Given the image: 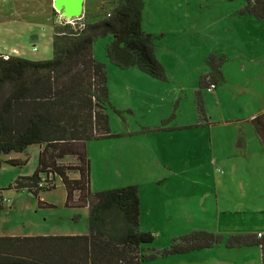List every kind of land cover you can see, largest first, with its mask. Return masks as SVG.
Returning <instances> with one entry per match:
<instances>
[{
  "label": "rangeland",
  "instance_id": "374dc122",
  "mask_svg": "<svg viewBox=\"0 0 264 264\" xmlns=\"http://www.w3.org/2000/svg\"><path fill=\"white\" fill-rule=\"evenodd\" d=\"M115 1L84 0L82 15L78 19L96 20L105 16ZM46 4L47 1L43 0H34L31 5L0 0V44L4 45L0 52L15 47L17 56L29 60L52 57L51 30L52 25L59 23L60 16L52 10L46 14ZM243 4L244 0H144L142 28L152 37L153 54L164 67L166 80L151 78L140 71L124 76L123 69L112 64L106 53L111 36H98L92 43L94 57L107 65L109 103L104 112L108 116L110 136L85 141L90 192L137 185L143 193L150 183L163 177H169L170 181L198 182L186 184L193 187L191 195L184 198L183 207L181 200L176 201L179 205L176 209L157 204V210L147 212L145 197L141 230L153 229L154 240L142 244L140 249L143 253L155 252L158 256L141 260L140 264H182L200 257L195 252L159 255L170 244L171 235L202 229L226 236L253 229L256 233L264 228V213L256 212L260 209L258 206H249L236 185L233 184L234 199H226L218 191L217 203L211 178L216 174L228 175L229 167L224 166L226 162H207V159L212 149L220 154L216 140L219 141L218 147H224L230 134L213 124L207 130L184 128L173 135L157 133V128L194 123L197 114V120L202 119L196 104L199 89L209 122L214 121L219 111L226 113L232 106L242 103L238 97L233 102L228 98L218 107L214 104L215 89L200 88V78L209 70L206 63L209 54L222 58L220 69L236 74V64L241 63L237 57L243 51V43L247 50L258 48L256 43L264 35V21L240 14ZM32 10H36L35 17L28 18L25 23L23 16L29 17V14L24 12ZM30 30L38 35L36 41L29 37ZM136 47L141 48L140 45ZM200 123L206 124L205 120ZM38 152V144L27 146L24 152H12L10 157L24 161L21 165H11L6 161L9 155H1L0 233L57 235L70 231L87 232L88 208L65 205V188L58 175L52 179L54 188L40 189L38 198L26 187H14L19 177L34 172ZM65 163H72L71 158H66ZM72 174L73 171H69L70 177ZM42 178L46 179L44 175ZM44 184L48 186L50 183L47 180ZM182 193L184 191L178 187L177 194ZM38 199L50 205L38 204ZM252 256L259 262L256 253L252 252ZM216 259V255L212 256L211 261Z\"/></svg>",
  "mask_w": 264,
  "mask_h": 264
},
{
  "label": "trees",
  "instance_id": "16d2710c",
  "mask_svg": "<svg viewBox=\"0 0 264 264\" xmlns=\"http://www.w3.org/2000/svg\"><path fill=\"white\" fill-rule=\"evenodd\" d=\"M143 8L144 0H116L110 11L96 20L59 22L53 27L49 59L0 54V165L1 155L24 152L27 146L39 144L36 169L30 176L19 177L14 187H26L38 198L40 189L54 188L52 179L58 175L65 188V205L88 208L85 234L0 235V264H140L158 256L140 249L142 244L152 243L154 235L139 229L137 185L91 193L85 149L86 140L110 136L104 112L109 103L105 64L92 51L98 36H111L106 53L112 64L136 66L151 77L167 78L154 57L151 35L142 28ZM239 13L264 21V0H244ZM221 62V57L208 55L209 70L201 75L200 88L217 85L222 77ZM196 93L203 115L201 89ZM71 157L72 163H65ZM6 161L11 165L24 162ZM69 171L78 176L70 177ZM47 180L50 184L44 186ZM38 204L50 205L40 199ZM222 244L228 248L258 245L264 264V235L251 232L225 236L192 230L173 237L159 255Z\"/></svg>",
  "mask_w": 264,
  "mask_h": 264
},
{
  "label": "crops",
  "instance_id": "0c3cea01",
  "mask_svg": "<svg viewBox=\"0 0 264 264\" xmlns=\"http://www.w3.org/2000/svg\"><path fill=\"white\" fill-rule=\"evenodd\" d=\"M32 1L34 0H21V2H17L14 0V3L18 5H22L24 3L31 5ZM43 1H47L48 3L46 4L47 9H45L48 10L46 14H49V11L54 10L52 0ZM35 11L36 10H32L30 13L24 12V14H29V17L23 16L25 23L28 18L30 19L35 17ZM32 20L33 19H31V21ZM53 27L54 25H52L51 30V50ZM29 37L34 41L38 39V35L32 33V30H30ZM255 41H253V44ZM256 44L258 45V48L256 50H247L245 49V44L243 43V51L237 57L238 59L240 58L241 63L236 64V74L227 71L225 72L222 68V77L220 81L217 82L216 88L213 92L214 99H216V102L214 101V104L218 105V107L221 106L222 101L228 98H230V100L233 102V99L238 97L242 103L236 105L235 107L232 106L231 110L226 113L219 111L215 114L213 122L208 121L206 112L204 110L202 119L197 120V117H199L197 114L196 121L194 123L180 124L177 125L179 127L176 128H157V130L159 131L157 133H162L163 135H173L177 134L175 133V131L184 128H202L204 130H207L212 124L216 128L217 126H220V130H222V132L230 134L225 139V143H227L225 144V146H227L229 149L225 146L218 147L219 141L216 140V147L218 148L217 151H220V154L217 155L212 149L209 153L210 159H207V162H226L224 163V166L227 165L229 167L228 175L218 176L216 174L211 178L217 192V203L219 197L218 191H221L223 193L224 198L234 199V184L238 187V191L242 195V197L248 200L249 206H251L252 208H254V206H258L260 209L256 212L264 213V35L260 36L259 42H257ZM3 46V43H1L0 50H4ZM16 50L17 49L15 47H12L10 51L0 52V54L17 56V54L15 53ZM105 69H107L106 63ZM119 69H123L124 76L128 74H131L132 76L136 74L137 71H140L136 66H131L129 68L119 67ZM120 77L123 76L120 75ZM233 110H236L238 113H235ZM209 118H212L210 113ZM202 120H205V125H203V123H200ZM234 132L235 136L232 137ZM40 148H42L41 145H39V149ZM11 154L13 153L11 152L8 154V159L17 160V158L10 157ZM71 160L73 161L74 157H71ZM165 166H167V163H165ZM238 173H240L241 175H238ZM77 176V172H73L71 177L76 178ZM190 183L196 184L198 182H188L183 180L170 181L169 177H163L156 182L150 183L147 191H143V193H141V189H139V186H137L140 198L139 229L141 230V224L143 223V200L145 201L146 196L147 197L145 204L147 207V212H149L150 210H157L159 208V206H156L157 204L161 205L162 207L166 206L167 208L176 209L179 206L176 202L178 200L182 201L180 205L183 207L185 206L184 202H186L184 198H188L189 195H191V190L193 189V187L186 185ZM178 187H181V191H184V193L178 195ZM156 226L160 228L158 225ZM144 230L152 232L153 229ZM254 230L255 229L249 232L255 233L253 232ZM87 232L73 233L70 231L69 233H57V235H75L85 234ZM260 232L264 233V228H262V230H258L256 233ZM0 235L10 234L0 233ZM179 235H171V239ZM222 245L192 251L198 253L197 256L200 257L195 259L193 262H183L182 264H196V262H200V264H262L261 251L258 245L232 248H228ZM192 252H187L184 254ZM252 252L257 254L259 262L254 259V257L252 256ZM215 255L217 256V259L213 262L211 261V258Z\"/></svg>",
  "mask_w": 264,
  "mask_h": 264
},
{
  "label": "water",
  "instance_id": "95a60500",
  "mask_svg": "<svg viewBox=\"0 0 264 264\" xmlns=\"http://www.w3.org/2000/svg\"><path fill=\"white\" fill-rule=\"evenodd\" d=\"M84 0H52L54 10L68 19L81 17Z\"/></svg>",
  "mask_w": 264,
  "mask_h": 264
},
{
  "label": "built area",
  "instance_id": "2783aa9c",
  "mask_svg": "<svg viewBox=\"0 0 264 264\" xmlns=\"http://www.w3.org/2000/svg\"><path fill=\"white\" fill-rule=\"evenodd\" d=\"M57 14L60 16L58 18L59 22H72V20H73V19L66 18L65 16L59 14L58 12H57ZM215 87H216V85L214 83H209V85L207 86L206 89L213 90ZM257 236L260 237L261 236L260 233H257Z\"/></svg>",
  "mask_w": 264,
  "mask_h": 264
}]
</instances>
